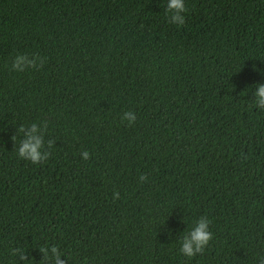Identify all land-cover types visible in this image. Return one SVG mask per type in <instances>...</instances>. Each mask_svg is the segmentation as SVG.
<instances>
[{
  "label": "trees",
  "instance_id": "16d2710c",
  "mask_svg": "<svg viewBox=\"0 0 264 264\" xmlns=\"http://www.w3.org/2000/svg\"><path fill=\"white\" fill-rule=\"evenodd\" d=\"M166 4L0 0V264H264V0Z\"/></svg>",
  "mask_w": 264,
  "mask_h": 264
},
{
  "label": "clouds",
  "instance_id": "9594fccd",
  "mask_svg": "<svg viewBox=\"0 0 264 264\" xmlns=\"http://www.w3.org/2000/svg\"><path fill=\"white\" fill-rule=\"evenodd\" d=\"M166 8L168 11L174 13L171 17L170 23H183V16L180 13L185 11V0H167ZM24 63H32V61H26L24 55H18L16 57V64L22 65ZM256 104L264 108V84L257 86L256 90ZM125 116L130 119H135L131 113H125ZM38 131L37 125L32 124L29 131L25 133L26 139L23 140L19 148V155L30 159L33 163L41 160L46 153L41 151L42 141L41 138L36 134ZM82 156L87 159L88 153L85 151ZM209 221L206 217H200L198 220L193 221V226L190 228L188 235L183 239L181 245V251L184 255L191 257L195 252L202 250V246L207 243L211 238L212 233L208 230ZM51 251L56 254L57 250L55 247ZM55 264H63V261L59 259V255L54 256Z\"/></svg>",
  "mask_w": 264,
  "mask_h": 264
}]
</instances>
